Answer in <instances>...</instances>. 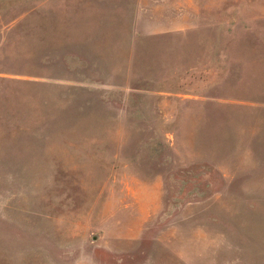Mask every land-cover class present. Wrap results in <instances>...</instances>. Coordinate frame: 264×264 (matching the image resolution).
<instances>
[{
  "label": "rangeland",
  "instance_id": "1",
  "mask_svg": "<svg viewBox=\"0 0 264 264\" xmlns=\"http://www.w3.org/2000/svg\"><path fill=\"white\" fill-rule=\"evenodd\" d=\"M0 264H264V0H0Z\"/></svg>",
  "mask_w": 264,
  "mask_h": 264
}]
</instances>
